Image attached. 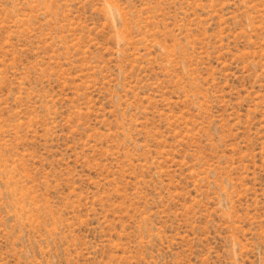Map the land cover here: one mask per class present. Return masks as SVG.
<instances>
[{
	"label": "rangeland",
	"instance_id": "1",
	"mask_svg": "<svg viewBox=\"0 0 264 264\" xmlns=\"http://www.w3.org/2000/svg\"><path fill=\"white\" fill-rule=\"evenodd\" d=\"M0 264H264V0H0Z\"/></svg>",
	"mask_w": 264,
	"mask_h": 264
}]
</instances>
